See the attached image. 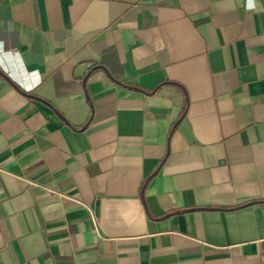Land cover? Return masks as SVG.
I'll use <instances>...</instances> for the list:
<instances>
[{
	"label": "crops",
	"instance_id": "crops-1",
	"mask_svg": "<svg viewBox=\"0 0 264 264\" xmlns=\"http://www.w3.org/2000/svg\"><path fill=\"white\" fill-rule=\"evenodd\" d=\"M0 264H264V0H0Z\"/></svg>",
	"mask_w": 264,
	"mask_h": 264
}]
</instances>
